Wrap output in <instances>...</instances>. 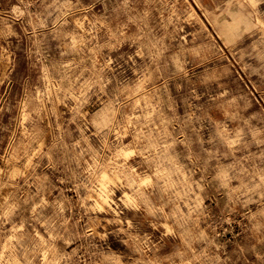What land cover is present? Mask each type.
Here are the masks:
<instances>
[{
    "label": "rangeland",
    "instance_id": "rangeland-1",
    "mask_svg": "<svg viewBox=\"0 0 264 264\" xmlns=\"http://www.w3.org/2000/svg\"><path fill=\"white\" fill-rule=\"evenodd\" d=\"M0 264H264V0H0Z\"/></svg>",
    "mask_w": 264,
    "mask_h": 264
},
{
    "label": "bare ground",
    "instance_id": "bare-ground-1",
    "mask_svg": "<svg viewBox=\"0 0 264 264\" xmlns=\"http://www.w3.org/2000/svg\"><path fill=\"white\" fill-rule=\"evenodd\" d=\"M106 187H107V186H106V182H104V183L101 184V189H100V190L102 191V193H103L104 191H106ZM100 198L102 199L103 202H105L104 199H103L101 196H100Z\"/></svg>",
    "mask_w": 264,
    "mask_h": 264
}]
</instances>
